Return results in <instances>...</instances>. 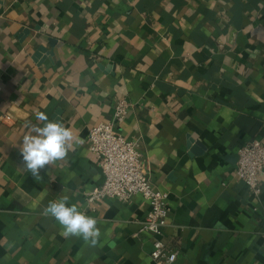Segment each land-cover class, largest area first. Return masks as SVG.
<instances>
[{
  "label": "crops",
  "instance_id": "1",
  "mask_svg": "<svg viewBox=\"0 0 264 264\" xmlns=\"http://www.w3.org/2000/svg\"><path fill=\"white\" fill-rule=\"evenodd\" d=\"M122 100L174 264H264V193L236 174L264 141V0H0V264H155L147 200L86 201L104 181L88 130ZM37 111L83 140L39 182L20 154ZM65 195L98 219L95 247L42 214Z\"/></svg>",
  "mask_w": 264,
  "mask_h": 264
},
{
  "label": "built area",
  "instance_id": "2",
  "mask_svg": "<svg viewBox=\"0 0 264 264\" xmlns=\"http://www.w3.org/2000/svg\"><path fill=\"white\" fill-rule=\"evenodd\" d=\"M127 108L126 101H118L112 121L99 123L88 130V148L97 158L104 181L86 194V201L88 204L102 199L129 202L134 195H141L150 204L139 228V232L151 236L150 258L155 264H174L179 249L162 240L169 213L168 193L152 186L139 139H127L119 130L126 119ZM236 174L253 195L264 193L261 187L264 141L252 139L237 149Z\"/></svg>",
  "mask_w": 264,
  "mask_h": 264
},
{
  "label": "clouds",
  "instance_id": "3",
  "mask_svg": "<svg viewBox=\"0 0 264 264\" xmlns=\"http://www.w3.org/2000/svg\"><path fill=\"white\" fill-rule=\"evenodd\" d=\"M35 116L40 123L32 125L30 132L23 136L20 154L24 170L39 182L41 169L65 160L68 153L81 145L83 140L78 139L72 129L59 120L49 119L46 113L37 111ZM42 214L52 217L60 225V234L64 238H81L92 247L100 240L98 219L87 215L77 204L70 203L67 195L50 201Z\"/></svg>",
  "mask_w": 264,
  "mask_h": 264
}]
</instances>
